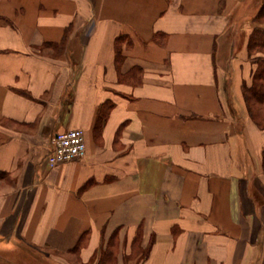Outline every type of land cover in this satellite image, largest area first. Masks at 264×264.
I'll return each instance as SVG.
<instances>
[{"label": "crops", "instance_id": "1", "mask_svg": "<svg viewBox=\"0 0 264 264\" xmlns=\"http://www.w3.org/2000/svg\"><path fill=\"white\" fill-rule=\"evenodd\" d=\"M259 2L0 0V250L97 264L116 231V264H264ZM68 128L85 153L51 165Z\"/></svg>", "mask_w": 264, "mask_h": 264}, {"label": "trees", "instance_id": "2", "mask_svg": "<svg viewBox=\"0 0 264 264\" xmlns=\"http://www.w3.org/2000/svg\"><path fill=\"white\" fill-rule=\"evenodd\" d=\"M258 9L254 14L253 20L257 22L264 21V0H261L258 4ZM4 19V18H3ZM6 21V19H4ZM52 44V43H49ZM52 45L56 46V43ZM247 55L249 60L255 65L252 74L251 81L249 84L243 83L241 90L243 100L246 109L250 117L255 121L257 125L264 129V28L255 26L252 28L248 35L247 41ZM120 51L116 52L117 62L121 60ZM111 105L107 106V109H101L97 120L96 126H100L104 122L108 115ZM256 108V109H255ZM264 162V152H263ZM4 173H0V176H4ZM116 231H114L106 246L101 250V254L98 255L97 264H116V251L113 249L116 246ZM82 237V235H81ZM140 235L137 233L135 236V243L133 242V251H135L136 242L139 241ZM81 246L80 240L75 245L74 250H78ZM143 252L147 253L148 249L145 248Z\"/></svg>", "mask_w": 264, "mask_h": 264}, {"label": "built area", "instance_id": "3", "mask_svg": "<svg viewBox=\"0 0 264 264\" xmlns=\"http://www.w3.org/2000/svg\"><path fill=\"white\" fill-rule=\"evenodd\" d=\"M50 164L81 158L85 153L84 132L80 128H68L55 132L50 139Z\"/></svg>", "mask_w": 264, "mask_h": 264}, {"label": "rangeland", "instance_id": "4", "mask_svg": "<svg viewBox=\"0 0 264 264\" xmlns=\"http://www.w3.org/2000/svg\"><path fill=\"white\" fill-rule=\"evenodd\" d=\"M248 5H249V3L245 4L243 8L244 9L247 8ZM258 6H256L255 13L258 9ZM241 11H242V9H241ZM247 41H248V36H247ZM246 46H247V43H246ZM101 246H103V245H101ZM103 249H104V246L100 248L99 255L101 254V250H103ZM113 249L115 251H117L118 247L114 246ZM31 252L32 251L29 248L27 249V246L25 247V245H22V246L15 245V247L10 249V250H7V249L0 250V264H4L2 262L3 258L5 261H6V259L10 258L11 264H58L59 263V262H57V260H55L54 258H51V257H49V259H46L44 256H38L39 257L38 258L34 254H32L34 252H32V253ZM63 263L65 264L66 261Z\"/></svg>", "mask_w": 264, "mask_h": 264}]
</instances>
